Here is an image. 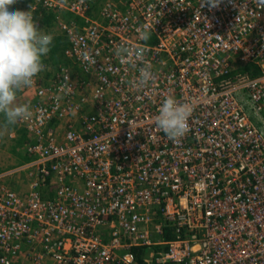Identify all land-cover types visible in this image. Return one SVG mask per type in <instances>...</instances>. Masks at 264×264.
<instances>
[{"label":"built area","instance_id":"obj_1","mask_svg":"<svg viewBox=\"0 0 264 264\" xmlns=\"http://www.w3.org/2000/svg\"><path fill=\"white\" fill-rule=\"evenodd\" d=\"M38 7L67 43L60 62L43 58L48 80L22 90L29 158L0 170V264H264V8L29 0ZM118 45L150 48L143 91ZM166 95L194 109L177 141L153 122ZM14 173L26 189L7 183Z\"/></svg>","mask_w":264,"mask_h":264},{"label":"clouds","instance_id":"obj_2","mask_svg":"<svg viewBox=\"0 0 264 264\" xmlns=\"http://www.w3.org/2000/svg\"><path fill=\"white\" fill-rule=\"evenodd\" d=\"M221 2L222 0H200V7L207 6L211 10L218 8ZM252 2L257 7L264 8V0ZM15 3L17 0H0V115L3 116L0 127L5 130L32 116L29 104L16 103L17 94L33 85L35 77L46 70L43 58L50 52L53 41V35L41 30L42 23L37 25L30 10L9 11V7ZM52 18L55 19L54 14ZM139 35L144 42L151 39V32L147 28L140 31ZM149 51L150 48L146 45H118L114 49L115 56L121 63L133 67L140 65L137 78L129 81L130 86L137 91H143L155 76L153 65L146 57ZM81 57L86 64L96 63L89 51L82 52ZM193 110L191 103L180 102L173 95H166L153 122L170 140L177 141L188 132V121Z\"/></svg>","mask_w":264,"mask_h":264},{"label":"rangeland","instance_id":"obj_3","mask_svg":"<svg viewBox=\"0 0 264 264\" xmlns=\"http://www.w3.org/2000/svg\"><path fill=\"white\" fill-rule=\"evenodd\" d=\"M28 4L29 1L27 0H17V3H15L14 5L10 6V9L12 10H23V11H29L28 8ZM47 9L43 8V7H38L36 10L31 11L33 13V16L41 19V15L43 13L46 12ZM41 25V30L45 29L46 31H44L45 33H50L53 36L56 35H61V32L59 30V27L56 25L55 21L52 19H50L48 22H42ZM59 60H56L54 58H51V60L53 62H58L60 61V59H62L61 54L58 56ZM50 72L49 71H44L40 74V79L43 80H48V78L50 77V74L53 70V66H50ZM33 94H31V92H27L25 93L24 91H20L17 94V100L16 103L18 104H22V103H27L31 100ZM244 103V108L246 111H248V105L247 103ZM249 113H251L249 111ZM3 123V116L0 115V124ZM24 138V143H21L22 146H18V141L20 139ZM29 140V135L23 130V128L19 127L18 125H14V126H10L9 128H7L6 130L3 127H0V170L1 169H5V168H10L13 165H16L19 162V158L17 157L16 153L12 150H10L11 145L14 146L17 144L16 149L23 151V149L25 148V145L27 143V141ZM9 178L7 179V183L18 189V190H24L26 189V179L23 176L22 173H14L12 175L8 176ZM27 261V258H24ZM25 261V262H26Z\"/></svg>","mask_w":264,"mask_h":264},{"label":"trees","instance_id":"obj_4","mask_svg":"<svg viewBox=\"0 0 264 264\" xmlns=\"http://www.w3.org/2000/svg\"><path fill=\"white\" fill-rule=\"evenodd\" d=\"M29 1V0H27ZM51 14H53L52 11H50ZM63 15L67 18V19H73V17L71 15H69L68 13H63ZM67 43V38L65 36L62 35H56L53 36V41H52V45L50 52L48 53V58H46L47 60L54 58L56 60H59L58 56L61 54L63 47L65 46V44ZM61 61V59H60ZM58 61V62H60ZM243 69H248L249 71H251L252 73L257 72L255 66H250V64H245L243 66ZM74 73H79V70L74 67ZM24 130V128H23ZM25 131V130H24ZM18 146H22L21 143H24V138L20 139L18 142ZM16 145L10 147V150L13 151V153L15 152L17 157L19 158V162L26 160L29 158V155L26 153L25 148L23 149V151L17 150L16 149ZM173 235V233L171 232L170 228L165 229L163 231V236L164 237H171ZM135 253L138 255L141 252V247H133Z\"/></svg>","mask_w":264,"mask_h":264},{"label":"crops","instance_id":"obj_5","mask_svg":"<svg viewBox=\"0 0 264 264\" xmlns=\"http://www.w3.org/2000/svg\"><path fill=\"white\" fill-rule=\"evenodd\" d=\"M50 19H52V14L50 13L49 10H46V12L43 13V14L41 15V20H42L43 22H48ZM42 31L44 32V31H46V30L43 29ZM62 36H63V35H62ZM165 229H168V228H165ZM165 229H164V230H165ZM164 230H163V231H164ZM170 230L173 232V229H172V228H170ZM163 247H164V245H160V244L155 245V248H156V249H161V248H163Z\"/></svg>","mask_w":264,"mask_h":264}]
</instances>
